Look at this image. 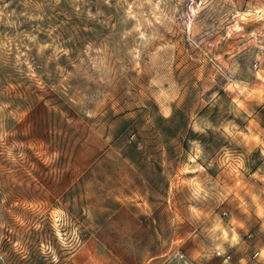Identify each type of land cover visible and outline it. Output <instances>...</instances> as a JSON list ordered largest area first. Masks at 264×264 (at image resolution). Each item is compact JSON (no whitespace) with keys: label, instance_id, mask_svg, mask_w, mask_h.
<instances>
[{"label":"rangeland","instance_id":"obj_1","mask_svg":"<svg viewBox=\"0 0 264 264\" xmlns=\"http://www.w3.org/2000/svg\"><path fill=\"white\" fill-rule=\"evenodd\" d=\"M262 236L264 0H0V264Z\"/></svg>","mask_w":264,"mask_h":264},{"label":"crops","instance_id":"obj_2","mask_svg":"<svg viewBox=\"0 0 264 264\" xmlns=\"http://www.w3.org/2000/svg\"><path fill=\"white\" fill-rule=\"evenodd\" d=\"M257 251L259 252V258L257 260L258 264H264V236L260 238V241H256V247H254L252 250L245 247V242L238 245L236 251L231 254L232 262L235 264H244L246 259L252 253ZM114 256L115 257L109 253L96 255L95 253L81 252L70 257L66 264H181V262L178 261V257L174 259L167 258L161 262H158V258L164 256V254L147 255L145 253L140 254L138 252H132V254L129 255L128 253L122 252ZM179 260L181 259L179 258ZM183 264H186V262H183Z\"/></svg>","mask_w":264,"mask_h":264},{"label":"built area","instance_id":"obj_3","mask_svg":"<svg viewBox=\"0 0 264 264\" xmlns=\"http://www.w3.org/2000/svg\"><path fill=\"white\" fill-rule=\"evenodd\" d=\"M216 256H220L224 264H235L231 260L230 254L221 253L219 251L216 252ZM259 252L252 253L245 261L244 264H258Z\"/></svg>","mask_w":264,"mask_h":264}]
</instances>
